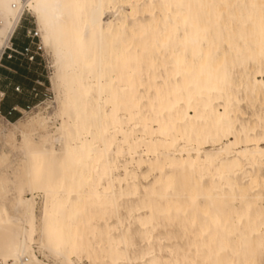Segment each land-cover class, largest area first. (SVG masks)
Instances as JSON below:
<instances>
[{"label": "rangeland", "instance_id": "obj_1", "mask_svg": "<svg viewBox=\"0 0 264 264\" xmlns=\"http://www.w3.org/2000/svg\"><path fill=\"white\" fill-rule=\"evenodd\" d=\"M160 2L161 0L105 1L103 16L105 21L111 22L114 28L118 19L126 21L124 28L120 29L119 38L127 36L124 30L129 25L137 33L141 32L142 47L135 49V53L128 57V63L120 62L114 56L116 47L111 48L109 44H105L101 51L102 63L98 62L99 56L96 54L95 61L88 66L77 57L78 52L74 50L76 55L74 63L68 64L67 59L64 58L59 61V70L56 65V54L60 53L62 57L64 46L50 31L48 32L50 43L45 46L36 17L31 12H24L13 42L19 45L23 41L25 30L36 28L39 32L37 44L41 50L37 52L36 60L32 64L16 61L17 68L12 69L13 73H10L15 77L11 83H15V88H19L20 92H15L9 100L22 99L29 105V109L26 112L20 111L21 114L17 113L18 116L14 120L7 118L6 121L0 118V123L11 129L10 124L17 120L28 121L40 115L49 126L48 134L44 133L43 137L50 139L55 155L60 158L57 163L62 185L55 196L45 193L38 186L31 195L17 184L18 179L23 175L24 154L18 153L14 148H4L1 141L0 155L5 153L7 158L5 162L0 163V175H4L7 179V199L10 200L17 193H23L28 199L34 197L37 225L48 216L46 209L58 208L56 228L46 225L44 230L43 235L47 238L44 247L36 243L33 246L35 257L43 263L117 264V256L122 249H125L131 263L140 264L141 255L147 252L143 231L127 216L128 213L134 214V206L140 200L126 197L124 190L130 176L139 173L136 161L161 160L162 153H167V150L163 149L164 145L159 144L155 155L145 156L142 145L145 130L135 125L138 114L144 115L147 122L161 120L169 109L165 108L163 112L156 113L160 101L166 102L174 96L182 98L184 95L181 66L173 62L170 53L179 49L178 37L182 34L181 27L170 33L168 44L162 47L161 52L156 46L158 34L165 24ZM212 5L213 0L204 1L208 11L212 10ZM195 11L197 19L204 22V31L210 45L217 46L214 54L225 48L227 55L223 61L224 68L220 82L224 85V91H229L240 99L239 106L232 103L237 108V112L230 115L235 130L242 133V128H245L255 134L264 133V86L260 87L259 84L264 83V36L259 33L258 26L253 21L258 10L250 6L247 0H230V5L221 8L217 15L209 14L206 17L203 10L197 6ZM187 28L186 26L185 29L188 30ZM67 44L71 45V42L68 41ZM91 45L93 44L89 43L84 48L82 52L84 56H90ZM138 82L141 83L140 86L137 85ZM248 82L255 85L257 94L246 91ZM99 84L101 90L95 91ZM84 87L91 89L85 96L80 93ZM33 89H36V92H33ZM127 89H131L129 94L126 93ZM26 92L30 93V99L25 97L29 96ZM35 93L38 94L37 97H34ZM135 99L138 100L137 107L133 103ZM221 101L212 102L211 105L222 111L218 106L222 104ZM91 109L94 114L91 113ZM111 119L119 120L121 127L118 128L116 141L112 147L114 151L119 147V157L111 168L112 175L117 180L113 189L114 201L109 204L107 200L111 199L110 194H103L102 198L92 195V188L99 185L98 190L103 193L102 187L106 186V174L102 173L101 177H98L102 171L101 163L96 164L88 181H84L82 174L86 173L90 165L83 160L76 162L66 153V149L77 147L79 141H83L86 150H90L92 140H98L96 135L98 125L110 129ZM207 122V125H202L207 148L200 157L204 159L206 155L209 156L212 158L211 164L215 165L217 159L213 157V152L229 142L223 140L221 145L213 144L214 135L210 117ZM152 125L156 127V122H152ZM84 130H88L87 135H83ZM134 130L138 131L132 137L131 133ZM113 131L110 129L104 132V136L108 138ZM58 133H62V137L52 140L51 137ZM37 135L35 133L32 136L36 141ZM157 139L163 140L161 137ZM20 142L21 137L18 134L17 144ZM97 145L101 147L100 143ZM179 145L184 146L182 141ZM42 146L49 147L50 144L42 143ZM128 146L132 148V152L128 151ZM187 149L195 150V147L191 145ZM258 168L259 174L263 175L264 161L258 165ZM248 171L253 173V170H248L245 166L243 172ZM174 174L172 191L168 190L165 192L166 195H163L159 185L150 187V181L148 185L143 184L148 188L149 194L141 196V201L149 200L153 205H163L166 197L172 193L180 194L181 200L184 199L183 189L192 185V179L196 175L195 170L184 169ZM35 176L39 175L35 174ZM158 176L157 171L153 172L150 179ZM207 180L208 178L204 182ZM194 186L197 189V201L190 204L186 214L172 217L161 215L153 219L152 225L157 226L156 233L168 239L165 244L168 249L158 250L154 244H151L159 264H264V240L259 234L250 230L257 222L248 217H243L238 222L231 214L225 219L212 222L200 210L201 205L206 202L211 204V201L206 198L199 185ZM249 202L255 203L253 200ZM227 205L229 208L243 206L241 202L235 200L227 201ZM22 207L21 204L17 205L11 210V215L16 216L18 209ZM259 208L264 210V204L261 203ZM253 209L255 206H252ZM101 211L104 214L100 215ZM192 214L195 215L193 220L190 217ZM51 215L56 217L52 213ZM73 235L75 242L71 248L69 247L71 255L68 260L65 249ZM119 235L126 238V247L114 246ZM37 238L36 233L35 239Z\"/></svg>", "mask_w": 264, "mask_h": 264}, {"label": "bare ground", "instance_id": "obj_2", "mask_svg": "<svg viewBox=\"0 0 264 264\" xmlns=\"http://www.w3.org/2000/svg\"><path fill=\"white\" fill-rule=\"evenodd\" d=\"M105 1L0 0V45L6 39L8 45L24 12H31L39 23L43 44L47 46L50 43L48 33L50 31L64 46L63 56L61 57L60 53L56 54L58 70L59 61L64 58L67 59L68 64L74 63L76 58L74 50L78 52L77 57L88 66L95 61L96 54L99 56L98 62L102 63L101 51L105 44H109L111 48L116 47L114 56L120 62L128 63V57L135 53L136 48L142 47L141 32L137 33L129 25L124 30L127 36L119 38L120 29L124 28L126 21L118 19L115 28L111 22L105 21L103 18ZM204 1L161 0L160 2L165 24L158 34L156 46L161 52L162 47L168 44L170 33L181 27L182 34L178 37L179 49L170 51V53L173 62L181 66L184 95L182 98L174 96L166 102L160 101L155 112L161 113L165 108H168L169 112L161 120H154L156 127L152 125L154 121L147 122L142 114H138V121L135 125H139L145 130L143 135L145 139L142 144L145 156L155 155L159 144L164 145L163 149L167 150V153H162L161 160L145 161L140 159L136 161L139 173L130 176L129 183H126L124 190L126 197L139 198L140 200L134 206V214H127L129 220L135 223L146 237L147 252L141 255L140 264H159L151 244H154L158 250L168 249L165 246L168 239L156 233L157 226L152 225L153 219L161 215L172 217L177 214H186L190 204L197 201V189L194 185H199L206 198L211 201V204L206 202L201 205L200 210L203 215L212 222L221 218L225 219L229 214L238 222L243 217H248L257 222L250 230L259 234V237L264 240V210L259 208L261 203L264 204V174L260 175L258 172V165L264 161V133L255 134L252 130L247 131L242 128V136L241 132L235 130L234 122L230 119V115L237 112V108L232 103L239 106L240 99L233 93L224 91V85L220 82L224 68L223 61L227 54L225 48L214 54L217 46L210 45L204 31V22L197 19L195 11L197 6L203 10L206 17L209 14L217 15L221 8L230 5V0H213L211 11H208L204 6ZM247 2L258 10L253 21L256 22L259 33L264 36V0H247ZM186 26L188 30L185 29ZM68 41L71 42V45L67 44ZM89 43L93 45L90 48V56L86 57L82 52ZM104 61L107 62V60ZM187 83L191 86L188 87ZM259 84L260 87L264 86L263 82ZM137 85L140 86L141 83L138 82ZM113 88L111 87V89ZM90 90V87H84L80 93L85 96L90 93ZM100 90L101 84L97 85L95 91ZM246 91L258 93L255 85L251 82L247 83ZM130 92L131 89L126 90L127 94ZM219 100H222V104L218 105L222 111L211 105L212 102ZM133 103L137 107L138 100L135 99ZM91 113L94 114L92 109ZM209 117L214 135L212 143L221 145L223 140L229 142L215 151L212 150L214 151L213 157L217 159L215 165L211 164L212 158L209 156L206 155L204 159L200 157L207 148L202 125H207ZM10 127L11 129L0 123V141L4 148H14L25 156L23 175L18 179L17 184L25 188L31 195L37 186L47 194L57 195L62 185L57 163L60 158L55 155L50 139L43 137V134H48L49 131L46 121L38 115L28 121L17 120L11 123ZM120 127L119 120L111 119L110 129L114 131L106 138L104 132L110 129L99 124L96 130L98 140H92L90 150H86L83 141H79L77 147L66 149V153L70 154L76 162L83 160L90 165V168L86 169V173L82 174L84 181H88L96 164L101 163L102 171L98 177L100 178L102 173L106 174V186L102 187L103 193L99 192V185L92 188V195L102 198L103 194H110L111 199L107 200L109 204L114 201L113 189L117 180L113 177L111 168L119 157V147L116 148V151L112 147ZM137 131H132L131 136L134 137ZM35 133L38 134L37 141L32 137ZM18 134L21 137L20 144H17ZM87 134L88 130H84L83 135ZM123 135L126 136L125 133ZM59 136L62 137V133L54 135L51 139L56 140ZM158 137L163 140L157 139ZM180 141L184 146L180 147ZM42 143H48L50 146L43 147ZM97 143H100L101 147ZM191 145H194L195 150L187 149ZM128 151L132 152V148L129 146ZM6 158V154L2 153L0 163L5 162ZM245 166L248 170H253V173L243 172ZM144 169L145 171H142ZM184 169H194L196 173L195 178L192 179V185L185 186L183 189L184 199L181 200L180 194L172 193L173 195L170 194L166 197L163 205H153L149 200L141 201V196L149 194L148 188L143 184L148 185L151 181L150 187L159 185L162 194L166 195V191L174 189V173ZM156 171L159 176L150 179L153 172ZM35 174L39 176H35ZM206 178L208 180L204 182ZM118 182L120 183V181ZM7 192V179L4 175H0V264H46L35 257L33 246L36 243L40 247H44V242H47V238L43 235L44 230L46 225L56 228L55 220L58 216V208L46 209L48 216L44 217L42 223L37 225L34 197L28 199L23 193H17L9 200ZM249 193L252 195L250 196ZM225 200H235L241 202L243 206L229 208ZM249 200H253L255 203H250ZM59 202L58 200L57 203ZM20 204L23 207L18 209L17 215H11V210ZM252 206H255V209L252 210ZM51 213L56 217H53ZM102 214H104L103 211L100 212V215ZM190 217L193 220L195 215L192 214ZM74 230H72L73 233ZM36 233L37 239H35ZM73 236L69 239L68 247L65 249L68 253V260L71 255L69 249L75 242V235ZM126 245V238L119 235L114 246L126 247ZM116 260L117 264H132L125 249L121 250ZM124 260L126 263H122ZM61 264L67 263L62 262Z\"/></svg>", "mask_w": 264, "mask_h": 264}, {"label": "built area", "instance_id": "obj_3", "mask_svg": "<svg viewBox=\"0 0 264 264\" xmlns=\"http://www.w3.org/2000/svg\"><path fill=\"white\" fill-rule=\"evenodd\" d=\"M24 16V14H23ZM23 16L16 27L15 31L11 35L8 45H7V39L4 41L2 45H0V68H3L4 62L7 61H15L19 60L22 62H25L26 64H32L36 60L37 52H39L41 49L38 46L37 42L39 41V32L36 28L26 29L23 35V41L19 43V45H16L13 41L15 40V35L17 33V30L19 28V25L23 19ZM15 92L19 93V88L14 89ZM33 92H36V89L32 90ZM35 97L38 96L37 93L34 94ZM2 97H0V117L7 121V118H10L13 113H20V111H17L15 108L12 109L7 116H4L1 112V101ZM29 108H26L24 111L28 110Z\"/></svg>", "mask_w": 264, "mask_h": 264}, {"label": "crops", "instance_id": "obj_4", "mask_svg": "<svg viewBox=\"0 0 264 264\" xmlns=\"http://www.w3.org/2000/svg\"><path fill=\"white\" fill-rule=\"evenodd\" d=\"M17 65L18 64L16 61L4 62L3 68H0V97L3 98L1 101V112L4 116H7L8 113L14 108L17 111H24L29 106L28 104L23 102L22 99L9 100L11 96L15 95L14 94L15 83H11V80L15 79V77L10 73H13L12 69L17 68ZM23 91L25 90L23 89ZM26 93H28L29 96H25V97L30 99L31 97L30 93L29 92ZM16 117H17V113H13L12 120L16 119Z\"/></svg>", "mask_w": 264, "mask_h": 264}, {"label": "trees", "instance_id": "obj_5", "mask_svg": "<svg viewBox=\"0 0 264 264\" xmlns=\"http://www.w3.org/2000/svg\"><path fill=\"white\" fill-rule=\"evenodd\" d=\"M15 61H17V60H15ZM7 62H12V61H7ZM17 116H18V114H17ZM9 119H12V116Z\"/></svg>", "mask_w": 264, "mask_h": 264}]
</instances>
